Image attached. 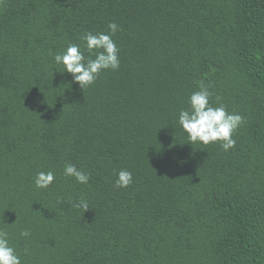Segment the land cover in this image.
Here are the masks:
<instances>
[{
  "label": "trees",
  "instance_id": "trees-1",
  "mask_svg": "<svg viewBox=\"0 0 264 264\" xmlns=\"http://www.w3.org/2000/svg\"><path fill=\"white\" fill-rule=\"evenodd\" d=\"M111 22L81 89L53 57ZM201 85L245 118L228 151L180 132ZM0 220L21 264H264V0H1Z\"/></svg>",
  "mask_w": 264,
  "mask_h": 264
},
{
  "label": "clouds",
  "instance_id": "clouds-1",
  "mask_svg": "<svg viewBox=\"0 0 264 264\" xmlns=\"http://www.w3.org/2000/svg\"><path fill=\"white\" fill-rule=\"evenodd\" d=\"M107 32H85L80 38L81 44L69 43L67 47L55 54L54 63L63 71L71 75L72 82L85 88L92 85L99 74L106 70H118L120 60L119 49L112 37L117 33L118 25L111 22L107 25ZM83 48V50H82ZM87 52V55H85ZM214 94L208 87L201 85L198 91L193 92L187 100V108L180 110L177 124L186 140L193 144L199 143L207 146L219 143L224 151L233 148L236 140L234 133L244 123V117L238 113H230L226 107L219 103L220 97L216 96L218 106L210 103ZM65 177L74 178L79 184H88L90 174L78 169L73 164H66L63 169ZM114 186L124 188L132 183V173L121 169L115 173ZM55 180L52 171L37 172L34 185L37 189L48 188ZM83 212L89 209L88 202L81 198L73 205ZM0 224H4L0 220ZM31 235L28 229L21 230V237ZM0 264H21L20 257L14 247L10 246L8 232L0 229Z\"/></svg>",
  "mask_w": 264,
  "mask_h": 264
},
{
  "label": "water",
  "instance_id": "water-1",
  "mask_svg": "<svg viewBox=\"0 0 264 264\" xmlns=\"http://www.w3.org/2000/svg\"><path fill=\"white\" fill-rule=\"evenodd\" d=\"M0 2H1V0H0Z\"/></svg>",
  "mask_w": 264,
  "mask_h": 264
}]
</instances>
